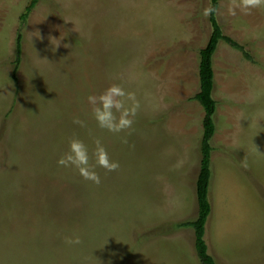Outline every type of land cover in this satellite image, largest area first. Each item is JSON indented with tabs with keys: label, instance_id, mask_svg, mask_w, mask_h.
<instances>
[{
	"label": "rangeland",
	"instance_id": "obj_1",
	"mask_svg": "<svg viewBox=\"0 0 264 264\" xmlns=\"http://www.w3.org/2000/svg\"><path fill=\"white\" fill-rule=\"evenodd\" d=\"M176 1L189 34L147 54L150 37L175 24L172 9L152 0L100 22L99 0H38L23 22L29 0H0V264H199L193 230L179 224L197 214L203 109L193 95L208 0ZM239 3L218 0L216 11L252 59L223 41L213 55L205 241L217 264H264V8ZM109 25L111 42L103 41ZM111 83L140 101L132 128L118 134L95 126L85 100ZM74 134L90 148L99 138L119 162L112 172L97 168L99 185L57 166ZM75 236L80 244L65 243Z\"/></svg>",
	"mask_w": 264,
	"mask_h": 264
},
{
	"label": "trees",
	"instance_id": "obj_2",
	"mask_svg": "<svg viewBox=\"0 0 264 264\" xmlns=\"http://www.w3.org/2000/svg\"><path fill=\"white\" fill-rule=\"evenodd\" d=\"M37 2L38 0H29L23 13L20 15V20L22 22ZM217 8L218 0H208V6L206 9L208 10L207 22L209 25V34L204 46L198 51V89L193 95V98L203 109L199 171L195 181L197 214L194 220L179 224L181 227L192 228L194 235V250L199 264H217L213 256L209 253L205 241V225L211 211L209 185L211 178L210 154L212 147L210 145V140L215 132L214 115L217 107V102L213 97V55L217 49L218 43L223 41L229 46L238 49L246 59H252L249 51L243 44L223 33L216 17ZM21 38V34L18 31L14 44V57L12 59L11 78L13 81L16 80V73L21 60Z\"/></svg>",
	"mask_w": 264,
	"mask_h": 264
},
{
	"label": "clouds",
	"instance_id": "obj_3",
	"mask_svg": "<svg viewBox=\"0 0 264 264\" xmlns=\"http://www.w3.org/2000/svg\"><path fill=\"white\" fill-rule=\"evenodd\" d=\"M239 6L244 10L264 8V0H240ZM207 11L205 9V15ZM57 45L58 41L53 51ZM85 100L90 106L91 118L95 121V126L115 134L131 129L140 109V101L136 98V94L127 91L119 83H111L99 92L89 93ZM72 122L80 128H87L86 121L79 117H74ZM122 142L127 143L126 138H122ZM56 163L58 167L73 170L84 181L96 185L101 183L97 168L112 172L120 166L118 161L110 158L99 138L93 139L90 148L75 134L66 138L65 148L58 156ZM80 242L78 236L65 237V243L68 245H78Z\"/></svg>",
	"mask_w": 264,
	"mask_h": 264
},
{
	"label": "crops",
	"instance_id": "obj_4",
	"mask_svg": "<svg viewBox=\"0 0 264 264\" xmlns=\"http://www.w3.org/2000/svg\"><path fill=\"white\" fill-rule=\"evenodd\" d=\"M140 0H99V22L103 21V16H109V18H111L112 16L117 15V10L119 9H125V11L123 12V14H126V12H128L129 9L132 8H139L136 4L137 2ZM123 2V3H122ZM148 2V1H147ZM153 6L154 5H160L165 7V10L167 9V11L169 10V8L172 9L173 13L172 15L174 16V20H175V24H173V28L169 29V25H167L166 22L169 23V16L167 17L164 27L162 29H160L159 32H157L154 36L155 37H150V38H155L154 40L157 41L155 44L152 45L153 40L147 42L144 46H143V50L145 51H149L147 54L151 53V49L156 46L159 41L161 40H165V41H169L170 38L176 37L178 36V38H182L184 36H186L187 34H189L190 32V26H185L182 24L180 16H177V12L175 11V6L177 1L176 0H152ZM159 2V3H157ZM131 6V7H130ZM181 7V6H177ZM182 8L184 9L185 7L182 6ZM186 9V8H185ZM169 12V11H168ZM178 15H180L178 13ZM108 19V17H107ZM179 21V22H177ZM180 26H182V32H178L177 28H181ZM111 27L112 25L109 26H102V30L103 31H108L104 40L103 41H108L111 42L113 41L115 38L112 36V34H110L111 31ZM184 29V30H183ZM77 37V35H76ZM148 38V39H150ZM146 40V39H144ZM109 43L105 44L104 46L106 47ZM145 54L144 52H142V55Z\"/></svg>",
	"mask_w": 264,
	"mask_h": 264
}]
</instances>
